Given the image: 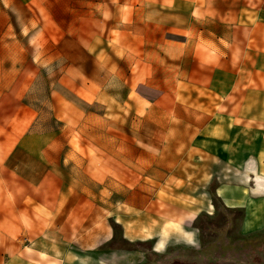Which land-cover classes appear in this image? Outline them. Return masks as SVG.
<instances>
[{
	"label": "crops",
	"instance_id": "obj_1",
	"mask_svg": "<svg viewBox=\"0 0 264 264\" xmlns=\"http://www.w3.org/2000/svg\"><path fill=\"white\" fill-rule=\"evenodd\" d=\"M204 1L129 0L127 27L115 0L111 35L106 0L103 19L89 10L76 19L73 0H55L66 35L39 31L28 43V11L45 0H0V264H138L123 241L151 242L146 264H243L242 240L264 245V4H238L214 32L197 27L213 22ZM45 48L88 61L77 67L82 79L72 64L52 83L68 104L56 107V123L79 128L82 142L46 125L32 100L28 55ZM124 128L130 150L148 152V169L157 151L168 171L149 174L161 186L143 204L92 206L106 164L97 175L67 174L64 164L90 166L80 151L106 152L109 130L122 158Z\"/></svg>",
	"mask_w": 264,
	"mask_h": 264
},
{
	"label": "rangeland",
	"instance_id": "obj_2",
	"mask_svg": "<svg viewBox=\"0 0 264 264\" xmlns=\"http://www.w3.org/2000/svg\"><path fill=\"white\" fill-rule=\"evenodd\" d=\"M48 1V0H47ZM45 0L44 6L35 8L32 5V10L28 11V21L27 29L28 32L31 31V34L28 37V43L33 41V36L35 32L43 31L46 35L54 34L57 38L62 40V36L66 35V30L68 28V24L66 23V13L65 8L58 3L53 1L52 4H47ZM76 12V19H81L84 11H91L92 14H97L98 10H100V4L104 3L105 0H84L86 4H90L88 7H80L78 1L83 0H73ZM106 0L107 2V11L105 13L107 34H114L113 27L114 17L116 12L114 11L115 0ZM129 0H124L123 7V25L129 27L130 26V18L132 14V7L129 6ZM46 3V4H45ZM203 3L205 5H212V10L210 12V16L207 17L213 22H205L198 23L197 27L200 31H217L222 32L225 30V22L227 18V14H232V10L236 8L238 4L241 3H252V4H264V0H205ZM49 5V6H48ZM36 12V14H35ZM118 14V12H117ZM101 18L103 19L104 14ZM214 18V19H213ZM217 20V21H214ZM220 22V23H218ZM91 28H95L94 26H98L96 24V20L92 21L90 24ZM102 26V24H101ZM79 28H84V23L81 21H76L75 29L76 34L79 33ZM57 39V40H58ZM44 41V40H43ZM38 46V44L36 45ZM40 46V45H39ZM62 46L59 45V51L61 52ZM57 49L53 48H45L42 54H32L28 55V63L34 65V69L36 71L35 79L38 80V86L34 89L32 100L35 104L42 108L43 113L45 114V118L47 120L46 125H50L59 129L64 134V139L72 138V142H82L83 137L81 134L77 133L79 128L72 129H64L61 124L56 123V120L53 117V114L56 111V107H63L64 109L68 106L65 99L58 96L55 92V88L52 87V83L56 82V80L62 78L68 68H71L72 64H75V78L82 79L83 75L81 71L77 70L79 65H87L88 61L85 59V56L81 54H76L73 56H67L62 53L56 54L55 51ZM72 72V71H71ZM130 120L126 124V126L130 127ZM79 131V130H78ZM74 135L72 136V133ZM86 132V131H85ZM71 135V136H70ZM152 136V135H151ZM139 137L140 141H145L147 138L146 134H142L140 136H135V139ZM132 140V136L130 135L129 129L124 128L123 134V149L118 153L122 154V158L115 157V149L114 144L116 142L115 135L113 130L107 131V136L105 140H101L106 142L107 151H98L94 148L89 149L88 151H80L82 155H87V158L90 160V166H88V161L86 160V164L83 167H74L71 164L65 163L64 170L67 174H98V164H106V174H107V182L96 183L95 186L97 192L95 197L91 199L92 206L95 204L97 207L99 203L103 205L102 198L106 199L107 207H111L112 205L126 202H135L137 204H143L148 200V197H152V193L156 191L161 184L152 182L149 180V174L158 175L168 171V168L159 166V163L162 162V158L159 156V152L152 151L151 154L154 155L153 167H146V160H144L145 156L148 155V152L140 146L138 152L131 151L129 148V144ZM128 147V148H126ZM101 158L100 160H98ZM102 170V168H101ZM115 174H117V179H115ZM152 178V177H151ZM117 180V181H115ZM101 190V191H100ZM99 191L101 193H99ZM95 212H98V210ZM257 236H253L248 240H243L240 242L241 245H246L244 248V253L249 257L246 259L243 264H264V245L258 247L256 244ZM116 238L119 241L120 231L116 228ZM121 249L124 254L129 252L139 253L140 261L138 264H146V257L149 255L150 259L154 258L152 254V243L144 242V243H136V244H128L126 242H122ZM160 261V259L158 260ZM238 264V263H235Z\"/></svg>",
	"mask_w": 264,
	"mask_h": 264
}]
</instances>
